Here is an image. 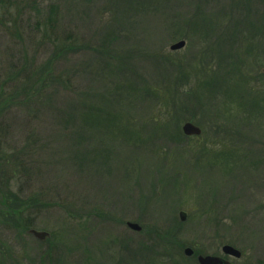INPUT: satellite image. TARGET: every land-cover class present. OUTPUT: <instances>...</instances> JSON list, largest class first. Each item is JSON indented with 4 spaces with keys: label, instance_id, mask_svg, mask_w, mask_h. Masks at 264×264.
I'll return each mask as SVG.
<instances>
[{
    "label": "rangeland",
    "instance_id": "rangeland-1",
    "mask_svg": "<svg viewBox=\"0 0 264 264\" xmlns=\"http://www.w3.org/2000/svg\"><path fill=\"white\" fill-rule=\"evenodd\" d=\"M51 5L83 46L57 66L71 90L48 83L27 106L16 95L0 118V264H197L183 249L227 243L242 254L232 263H264L263 1L0 0L1 97L47 59L34 28ZM239 58L259 77L241 97L226 90ZM109 108L130 142L111 136L123 132Z\"/></svg>",
    "mask_w": 264,
    "mask_h": 264
},
{
    "label": "trees",
    "instance_id": "trees-1",
    "mask_svg": "<svg viewBox=\"0 0 264 264\" xmlns=\"http://www.w3.org/2000/svg\"><path fill=\"white\" fill-rule=\"evenodd\" d=\"M262 1L264 3V0ZM12 22H13V25H15L16 21L12 20ZM37 24L38 26L35 27L34 30H37V33H39L40 38H35L34 43L36 45L42 46L46 54L48 55V57L42 64H36L34 65V67L30 65V68H28L26 65H23V67H21L20 69V72L23 74V77L20 80H18L17 82L18 86L13 91H10L7 97H1L2 93L0 90V118L4 116V113L15 103V98L17 97L16 95L21 96V100H19L20 106H27L29 103H32L35 101V98H37L38 93L40 92L42 86L43 88H45L44 85L48 83H51V84L56 83L57 85L62 86L64 90H71L70 85H69L71 83L70 80L63 77V75L66 76V74L58 70L57 66H58V63L61 61H63L64 63L68 62L72 58V56L81 49V47L83 46L82 44H80L81 39L77 36V34L73 31V29H70L60 23L58 15H57V9L56 7L52 5L51 7L48 8L45 17L37 18ZM15 33L17 32L15 31ZM37 33L33 35L37 36ZM17 36H18V33H17ZM85 45H88V43ZM251 53L252 51L250 52L249 49H246L245 54H244L245 58H249L250 56H252ZM117 57L118 56H116V54L111 55V59L115 62V64L117 63L120 64V60ZM242 60L243 59L239 58L237 62V60L234 61V59H232L230 60V63H228V66H229L228 70L232 71L233 74L235 75V78L232 79L235 85L231 84L229 85L230 87H226V90L230 89L229 91L232 90V92H234V90L238 88L241 91V93L239 94L240 97L243 96L242 92L246 93L247 92L246 90L248 88L249 90L250 88H252L251 87L252 85H250V81H254L255 79L259 78L258 76L253 78V76L248 73V70L247 72L242 70L241 66H244L245 64H247L243 62L244 60L243 61ZM12 73L15 74L14 70ZM183 74H184V77L185 76H187V78L191 77L187 73L186 74L183 73ZM245 84L246 85L248 84L247 88L245 87L246 86ZM125 88L128 91H131L134 89L131 85H128V87H125ZM147 89L148 90H145V92L148 93L149 97L155 93L149 90V88ZM248 96L251 98V100L247 101V99H245L246 102H244V104H247V105L250 104L252 105L251 107H254L255 106V100H253L254 95L249 94ZM153 97L156 98L155 96ZM228 99H230V101L232 99L236 100V98H233L232 96H230V98ZM230 103L231 102H229V104ZM225 105L226 104H224L223 107ZM238 105L239 106L242 105V102L241 103L239 102ZM83 108L86 110L89 109V112H87V117L90 116V113L92 111H94V107L87 106ZM235 108L237 107L235 106ZM224 109L229 110L227 107H224ZM102 110H103V107L99 109V111H102ZM111 110L114 111L111 108H109V110L106 111V114H107L105 116L106 125L112 128V130L117 129L118 133H120V131L123 132V133H120L119 135L116 132L112 131L111 136L116 137V138L119 136H122L125 142H130L132 138L134 137V134L131 132L132 126L128 124L126 125L125 124L121 125L120 123L118 124L117 119H119V117L115 116V114H112ZM96 117L97 116L95 115L93 116L94 119H98V117L97 118ZM95 121H86L84 122V124H81V128L88 127L91 124H94ZM73 125H75V123ZM133 125L135 126V122L133 123ZM122 128H124V130H121ZM186 137L188 138V136ZM5 144L8 145V142L6 141L4 143V146ZM0 148H1V142H0ZM4 154L5 153H2V155ZM12 157L15 158V155H11V158ZM15 196L18 197L17 194ZM14 212L15 213L19 212V214H21V211H14ZM23 217L24 216H22V214L21 216L17 214H11L8 216V218L10 219L17 220L19 224L22 223L23 226L25 227V222L27 220H24ZM164 236L168 237L166 232L164 234L162 233L161 235L159 233L158 237L160 238ZM194 252H195V255L202 254L200 251H194Z\"/></svg>",
    "mask_w": 264,
    "mask_h": 264
},
{
    "label": "water",
    "instance_id": "water-1",
    "mask_svg": "<svg viewBox=\"0 0 264 264\" xmlns=\"http://www.w3.org/2000/svg\"><path fill=\"white\" fill-rule=\"evenodd\" d=\"M184 46H185V42L182 40L171 45L170 50L177 51L182 49ZM182 133L185 136H199L201 134V131L197 126L193 125L191 122H186L182 126ZM179 216L181 221L185 219L182 213H180ZM126 226L132 231L141 230L140 226H138L136 223L127 222ZM30 233H32V235L39 240H44L48 236V233L44 231L41 232L36 230H30ZM183 253L187 257H191L194 254L193 250L187 247L183 250ZM221 253L224 256L232 257L235 259L241 257V253L236 248L232 247L231 245H228V243L222 246ZM197 263L198 264H233L228 260L224 259L223 257L215 256V255H198Z\"/></svg>",
    "mask_w": 264,
    "mask_h": 264
}]
</instances>
